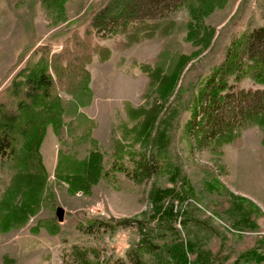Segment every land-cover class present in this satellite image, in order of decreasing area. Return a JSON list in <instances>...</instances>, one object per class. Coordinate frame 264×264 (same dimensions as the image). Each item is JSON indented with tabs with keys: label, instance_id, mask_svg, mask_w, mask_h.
I'll use <instances>...</instances> for the list:
<instances>
[{
	"label": "trees",
	"instance_id": "16d2710c",
	"mask_svg": "<svg viewBox=\"0 0 264 264\" xmlns=\"http://www.w3.org/2000/svg\"><path fill=\"white\" fill-rule=\"evenodd\" d=\"M227 1L106 0L91 15L82 32L73 30L58 49L45 42L27 54L23 65L0 89V233L26 227L43 208H49L52 217L37 221L30 232L37 235L44 228L50 235H57L61 228L52 184L66 185L69 194L89 195L92 187L108 176L105 155L92 137L98 124L83 112L94 100L88 65L94 56L106 61L111 55L109 48L100 45L105 40H111L112 49L120 52L155 37L161 40L159 53L141 66L148 76L141 98L154 95L160 104L155 103L149 111L142 107L134 109L124 102L129 118L136 123L121 127L119 136L112 132L111 156L115 159L112 169L140 182L154 172L156 162L158 167L171 171L174 178L186 181L180 168L168 158L165 160L164 149L171 138L169 128L162 129L153 143L151 128L163 104L176 93L186 65L210 44L215 30L205 25V20L215 10L224 8ZM80 2L39 0V8L48 27L54 28L68 22L66 5ZM179 13L183 15L177 21L173 15ZM261 17L258 25L253 14L246 29L224 47L219 63L192 97L186 130L199 144H228L234 150H241L245 144L242 133L253 129V139L262 148L264 168V13ZM180 33L197 48L190 55L183 53V46L177 40ZM246 79L262 88H241L240 83ZM48 128L57 142L52 181L41 154ZM129 139L133 140L131 144L127 142ZM137 144L143 147L141 152L129 148ZM148 145L149 154L145 150ZM125 158L134 164L131 171L124 165ZM174 195L177 194L171 188L151 191L152 219L170 221L178 216L184 227L191 221L196 223L185 208L177 212L171 206L162 208L164 199ZM232 197L237 202L232 213L237 216L242 212L243 200ZM130 222L142 223L131 218L114 222L84 215L76 228L100 239ZM139 227L142 229V225ZM168 235L164 230L142 233L126 258H103L97 248L73 244L63 252L61 264H148L146 255L155 256L156 264L205 263L200 254L189 260L188 253L195 252L193 241L187 244L175 239L172 242Z\"/></svg>",
	"mask_w": 264,
	"mask_h": 264
},
{
	"label": "rangeland",
	"instance_id": "374dc122",
	"mask_svg": "<svg viewBox=\"0 0 264 264\" xmlns=\"http://www.w3.org/2000/svg\"><path fill=\"white\" fill-rule=\"evenodd\" d=\"M105 1L81 0L78 4H67L68 22L49 28L40 11L39 0H0V89L23 65L35 45L50 42L58 49L60 42L73 30L82 32L91 15ZM261 13H264L262 0H228L224 8L215 10L205 20V25L214 28L215 34L209 46L200 50L186 65L179 77L176 93L163 104L151 128L152 143L162 129L169 128L171 138L164 149L165 160L168 158L180 168L181 175L186 176L184 182L179 177L174 178L165 167H158L156 162L153 163L154 172L140 182L125 172L112 169L115 160L111 156L112 132L119 136L121 127H131L136 123L129 118L124 102L134 109L142 107L149 111L155 103L160 104L154 95L141 98L148 80L141 66L159 53L161 40L155 37L122 52L112 49L111 40L100 42V45L110 49L111 55L106 61L94 56L88 65L93 77L91 88L94 100L83 112L98 124L92 137L105 155L108 176L93 186L89 195L80 192L69 194L66 185L52 184L58 209L63 210L62 222L59 223L57 217L60 232L50 235L44 228L37 235L30 232L37 221L52 217L51 210L43 208L26 227L0 234V264H61L63 252L73 244L97 248L103 258H126V253L135 249L142 233L155 234L158 230L169 234L167 238L172 242L175 239L187 244L193 241L195 252L188 253L191 261L200 254L205 259L204 264H264V240H261L264 238V168L262 148L253 139V129L242 133L245 144L241 150H234L228 144H199L186 130L192 97L219 63L224 47L246 29L253 14L259 25ZM182 15L174 14L173 17L180 21ZM177 40L183 46L184 54L190 55L197 50L185 40L184 33L178 34ZM240 87L262 88L249 79L242 81ZM132 141L129 139L127 142L131 144ZM56 144V138L48 128L41 154L51 181ZM129 148L139 152L143 150L140 144L130 145ZM145 150L149 154V145ZM124 165L129 171L134 167L127 158ZM158 188H171L177 194L164 199L163 209L171 206L177 212L185 208L196 223L191 221L188 227H184L179 223L181 219L178 216L170 221L152 219L154 209L150 193ZM232 196L243 200V214L236 216L232 213L236 202ZM98 204L101 210H97L96 215H86L96 210L92 208H97ZM84 215L113 219L114 222L131 218L142 223L121 225L112 234H104L97 239L76 228ZM145 259L148 264L157 262L153 255H146Z\"/></svg>",
	"mask_w": 264,
	"mask_h": 264
},
{
	"label": "water",
	"instance_id": "95a60500",
	"mask_svg": "<svg viewBox=\"0 0 264 264\" xmlns=\"http://www.w3.org/2000/svg\"><path fill=\"white\" fill-rule=\"evenodd\" d=\"M63 210L62 209H58V222H62L63 220ZM111 221H113V219H111Z\"/></svg>",
	"mask_w": 264,
	"mask_h": 264
},
{
	"label": "built area",
	"instance_id": "2783aa9c",
	"mask_svg": "<svg viewBox=\"0 0 264 264\" xmlns=\"http://www.w3.org/2000/svg\"><path fill=\"white\" fill-rule=\"evenodd\" d=\"M92 209H96V210H91V212L89 213L90 215H96L97 214V210H101V207L98 204L97 208H92Z\"/></svg>",
	"mask_w": 264,
	"mask_h": 264
},
{
	"label": "crops",
	"instance_id": "0c3cea01",
	"mask_svg": "<svg viewBox=\"0 0 264 264\" xmlns=\"http://www.w3.org/2000/svg\"><path fill=\"white\" fill-rule=\"evenodd\" d=\"M90 74H91V72H90ZM91 78L93 79V77H92V74H91ZM91 83H92V80H91ZM46 167V166H45ZM47 169V168H46ZM10 232V231H9ZM9 232H7V233H9ZM0 234H5V233H0Z\"/></svg>",
	"mask_w": 264,
	"mask_h": 264
}]
</instances>
